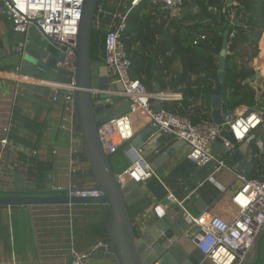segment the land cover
Listing matches in <instances>:
<instances>
[{"label":"built area","instance_id":"obj_1","mask_svg":"<svg viewBox=\"0 0 264 264\" xmlns=\"http://www.w3.org/2000/svg\"><path fill=\"white\" fill-rule=\"evenodd\" d=\"M143 2L153 6L159 5L162 9L169 10L173 17L182 15L183 0H99L94 19V29L104 36L103 61L109 69L110 85L113 89L103 91L96 88L92 91L127 98L130 103V109L127 112L115 117L99 129L109 156L120 152L128 164L127 168L115 173L119 186L122 188L131 181L140 184L155 175L150 159L133 143L137 135V117H148V124L156 130L168 133L173 140L184 141L188 159L199 167L215 163L216 169L219 170L228 166L224 158L212 151L219 141L229 155L238 149L248 153L250 150L245 145L250 146L252 143H256L262 149L263 141L257 136L256 131L264 128V82L260 88L257 107L246 108L240 114L228 112L223 124H218L213 119L193 122L189 117L173 113L163 107L155 110V100H177L180 96L179 93L150 91L144 82L131 76L132 61L123 41V33L130 13ZM83 6L84 0H0V12L13 21L16 32L27 35L31 28H35L50 44L58 43L65 47V50H61L65 53V59L59 61L57 67L72 72L74 74L72 81L64 83L51 79L32 78L35 81L31 84L49 87L53 93V103L60 97L64 99V122L60 124V128L69 133L71 138L78 133L74 97L77 89L75 49ZM231 24L234 26L233 22ZM235 35L234 30L228 34V39L232 40ZM206 39L207 35L196 33L193 44L197 46ZM25 48L26 39L19 41L18 50L24 52ZM258 52L260 54V41ZM255 71L259 72L264 81L262 69ZM19 75L22 74L19 73ZM22 82V80H16L15 89L9 96H4V99L14 104L15 98L20 93ZM118 84L122 85V89L116 87ZM13 106L6 111L2 125L1 153L5 148L12 146L10 138L16 120ZM225 124L228 125V129L225 128ZM114 131L117 133L118 142L109 140ZM71 150L73 156L78 153L77 149ZM53 152L56 153V150ZM37 153L38 150H33L32 154L26 157L24 162L26 173L36 166L33 156ZM156 153L158 154L159 151ZM76 172V167H73L71 173ZM238 176L241 184L232 196V202L237 210L233 218L226 219L220 215L208 213L194 214L184 205V200H180L171 191H168L164 201L154 204L153 214L162 218L171 205L179 204L185 212L184 218L188 224L186 234L193 238L196 248L204 254L210 264H246L253 257L257 236L264 230V178L248 179L244 173ZM26 180L28 187L31 185L30 177L26 176ZM50 190L63 192L68 197L86 198L103 195L98 185L87 183L72 182L68 186L51 185ZM28 191L30 190L26 189L21 192ZM8 207L11 209L12 206ZM67 220L72 227L71 211L67 214ZM103 245H107V242L99 240L87 250L78 251L72 241L69 247L71 255L69 264H85V260Z\"/></svg>","mask_w":264,"mask_h":264},{"label":"crops","instance_id":"obj_2","mask_svg":"<svg viewBox=\"0 0 264 264\" xmlns=\"http://www.w3.org/2000/svg\"><path fill=\"white\" fill-rule=\"evenodd\" d=\"M13 27V21L0 12V138L3 135L2 125L6 111L13 105L16 119L28 122L26 133L29 138H25L24 144L20 145L12 142V146L5 148L3 153L0 149L2 155L0 158V191L21 192L29 189L30 192L36 193L50 190L51 185L68 186L72 182L95 184L96 179L84 150L77 120L78 133L72 138L69 133L60 128V124L64 122V99L60 97L53 103L52 90L46 86L31 84L35 81L32 78L38 77L22 71L26 48L24 52H20L18 42L28 39L31 34L38 36V30L31 28L26 35L16 32ZM99 58L103 60V53ZM258 58L261 59L260 54ZM41 78L48 79L49 77L42 76ZM16 80L23 82L20 93L13 104L12 101L4 99V96H9L15 89ZM254 83L256 88H261L262 84ZM155 88L153 92H157ZM159 92L172 91L159 89ZM179 94L182 98L162 100L161 107L166 102L186 100L192 103L190 108L192 112L196 113L200 109L197 108L199 104L207 102L184 99L183 94ZM225 95L230 97L229 94ZM258 99H260V95ZM243 100L253 103L252 107H244L243 112L246 108L257 107L259 103V100L257 102L251 99ZM225 102L228 112L243 113L237 112L238 109L242 111V104ZM230 104L236 105L234 111L229 107ZM148 120L147 117L136 118L137 134L152 127L148 124ZM36 132L39 133L40 139L34 146L35 142L30 138H35ZM110 140L119 141L116 132L113 133ZM151 143L152 145H150ZM149 145L152 148L151 152H148L146 148ZM245 147L249 149V146L245 145ZM72 148L77 149L78 152L74 156ZM139 148L147 153L155 175L140 183L141 189L146 194V201L139 204L140 206L136 208L132 217L136 228L140 229L146 221L156 218L152 211L153 206L157 202L164 201L168 191L173 192L180 200H184V205L190 207L196 214H216L226 219L235 216L237 210L232 202V196L240 187L241 180L238 175L243 173L241 167L248 163L250 151L246 153L245 163L239 164L238 170H236L230 156L225 158L227 154L225 148L219 143L216 144L212 151L224 158L228 164L227 167L217 170L215 163L199 167L188 159L187 146L184 141L173 140L172 137H167L156 129L144 137L143 145ZM172 148L174 149L173 154L167 156V150ZM33 150H38V153L33 156L36 166L30 168L29 173H26L24 162ZM54 150L56 153L53 152ZM156 151L159 153L157 154ZM116 154H119L126 164L124 167L120 166L116 171L113 168L115 173L128 166L123 155L120 152ZM73 167L77 169L74 174L71 173ZM26 176H29L31 180V185L28 187L26 186ZM98 205H100L99 209L97 208L99 211L101 210L100 214L92 212L86 215L89 224L93 226L88 227L91 233L87 236L91 239L101 238L100 240L108 242L109 208L106 204ZM175 205H171L167 209V213ZM69 211L73 216L77 210L73 208V205L71 207L69 205L12 206L11 209L8 206H0V264H69L71 261L69 247L72 241L78 251L90 248L93 244L90 246L85 234L77 230L74 218L72 227L69 226L67 220ZM95 222H98L100 227L105 226L106 229L98 231ZM84 231L86 230L83 229ZM260 257L264 262V235L260 240ZM252 258L246 264H249ZM85 264H118V262L115 258L90 257L85 260ZM200 264L210 263L204 257Z\"/></svg>","mask_w":264,"mask_h":264},{"label":"water","instance_id":"obj_3","mask_svg":"<svg viewBox=\"0 0 264 264\" xmlns=\"http://www.w3.org/2000/svg\"><path fill=\"white\" fill-rule=\"evenodd\" d=\"M231 1V0H229ZM99 0H84L83 13L79 25V35L76 46L77 71L75 74V111L76 120L84 150L91 165L96 182L103 192L99 197H68L56 190L40 191L33 194H13L12 191H0V206H42V205H75V204H106L110 218L107 221L109 239L107 245L97 248L90 257L115 258L118 264H200L205 257L199 251L193 238L186 234L188 225L185 212L179 204L162 218L146 221L140 229L136 228L130 209L146 199V194L139 183L131 181L120 187L115 178L110 156L105 150V140L101 138L100 127L130 109L127 98L116 99L117 96L96 93L93 89L107 91L113 89L110 85L109 69L101 59L92 57V35L94 19ZM236 23V18L233 19ZM231 24L223 33L222 50L219 56L218 73L211 75L216 82L217 94H228L223 85L225 59L228 53V34ZM65 47L58 43L49 44L39 50L32 58H24L22 71L35 77L48 76L56 82H71L74 74L57 67L59 61L65 59L61 52ZM250 81L263 84V77L257 71ZM122 89V85L116 86ZM155 91L159 92L156 86ZM211 103V118L218 124L225 123L228 109L225 101ZM161 101L155 100V110H160ZM228 129V125L225 124ZM155 130L149 127L138 132L133 140L136 147L143 145V139ZM167 137L168 133L160 132ZM183 142V141H182ZM152 145V143L150 144ZM150 145L147 151L151 152ZM219 145L222 146L221 141ZM174 149L167 150L171 156ZM227 153V150L225 149ZM145 155L147 153L145 152ZM234 168L246 161V153L238 149L230 155ZM264 230L257 236L253 258L249 264H264L260 257V240Z\"/></svg>","mask_w":264,"mask_h":264},{"label":"trees","instance_id":"obj_4","mask_svg":"<svg viewBox=\"0 0 264 264\" xmlns=\"http://www.w3.org/2000/svg\"><path fill=\"white\" fill-rule=\"evenodd\" d=\"M183 2L181 17H173L169 10L162 9L159 5H148L146 2L141 3L130 13L123 41L132 61L131 76L144 82L150 91L157 85L161 91L182 93L184 99L207 101L199 104L197 108L200 109L196 113L190 108L192 103L186 100L166 102L163 108L185 115L193 122L212 119L211 104L208 102L215 91L216 82L211 75L218 73L223 33L236 18V23L229 31L230 34L235 30L236 35L232 40L228 39L223 85L230 95L227 96L228 102L252 107L251 101L243 99L258 101L260 88H256L255 83L249 80L256 71L249 63L258 55L257 47L264 31V0H183ZM196 33L207 35V39L197 46L193 44ZM102 53L104 36L94 29L92 57L100 59ZM261 69L264 74V62ZM229 107L234 111L236 105L230 104ZM26 125L28 122L24 120H15L11 143L24 144L25 138H29ZM256 134L262 139L263 148L256 143L249 146V161L241 167L248 179L264 178V128H259ZM30 139L36 146L40 139L39 133ZM229 156L226 154L225 158ZM95 184L98 185L97 182ZM13 194L33 193L28 191ZM140 203L130 209L131 217ZM98 207H100L98 204L73 205L77 210L73 214L77 230L85 234L90 246L101 238L91 239L87 236L91 233L88 227L93 226L89 224L86 215L92 212L100 214L101 210L99 211ZM98 222L94 224L97 225L98 231H102L105 226L100 227ZM83 229L86 231L83 232Z\"/></svg>","mask_w":264,"mask_h":264},{"label":"rangeland","instance_id":"obj_5","mask_svg":"<svg viewBox=\"0 0 264 264\" xmlns=\"http://www.w3.org/2000/svg\"><path fill=\"white\" fill-rule=\"evenodd\" d=\"M261 39H262V40H260L261 41V43H260V56H261V59L258 58L259 57V54H258L257 57L254 58L249 63V65L254 70H259V68L261 69L262 63L264 62V57H263L264 32H263V35H262ZM49 44H50L49 41L47 39H45L40 33L38 34V36L35 35V34H31L30 37L28 39H26L27 47H26V51H25V54H24V58H32L33 56H35V53H37L41 49L47 48ZM258 47H259V43H258ZM258 47H257V50H258ZM262 60H263V62H262ZM115 98L116 99H120V96H117ZM237 112H240V109H238ZM110 158H111L112 165H113V168L115 169V171L118 170V168L120 166L124 167L125 164H126L124 161H122V159H121L119 154H113V156L111 155ZM119 162H120V164H119ZM190 211H192L194 214H196L191 208H190Z\"/></svg>","mask_w":264,"mask_h":264},{"label":"bare ground","instance_id":"obj_6","mask_svg":"<svg viewBox=\"0 0 264 264\" xmlns=\"http://www.w3.org/2000/svg\"><path fill=\"white\" fill-rule=\"evenodd\" d=\"M263 46H264V44H263ZM179 96H180V98H182L181 94H179ZM213 101H227V95L212 93L210 96V102H213ZM243 110H244V107H243L242 111H240V112H243ZM114 132H116V131H114ZM110 139H111V137H109V140Z\"/></svg>","mask_w":264,"mask_h":264},{"label":"clouds","instance_id":"obj_7","mask_svg":"<svg viewBox=\"0 0 264 264\" xmlns=\"http://www.w3.org/2000/svg\"><path fill=\"white\" fill-rule=\"evenodd\" d=\"M21 7H23V5L21 4ZM264 32V31H263Z\"/></svg>","mask_w":264,"mask_h":264}]
</instances>
